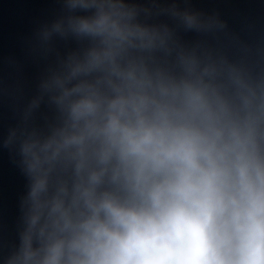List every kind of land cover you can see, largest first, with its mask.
Masks as SVG:
<instances>
[{
    "label": "clouds",
    "instance_id": "9594fccd",
    "mask_svg": "<svg viewBox=\"0 0 264 264\" xmlns=\"http://www.w3.org/2000/svg\"><path fill=\"white\" fill-rule=\"evenodd\" d=\"M59 3L35 92L0 69L27 181L0 264H264V52L193 0Z\"/></svg>",
    "mask_w": 264,
    "mask_h": 264
},
{
    "label": "water",
    "instance_id": "95a60500",
    "mask_svg": "<svg viewBox=\"0 0 264 264\" xmlns=\"http://www.w3.org/2000/svg\"><path fill=\"white\" fill-rule=\"evenodd\" d=\"M203 10L218 9L229 24L232 50L247 45L254 56L264 52V0H193ZM61 12L59 0H0V69L6 81L18 80L25 97L36 90L45 64L33 58L31 42L37 28L55 19ZM186 39H195L187 34ZM17 65L9 73L8 61ZM3 125L11 122L7 101L3 107ZM26 178L10 159L7 150L0 151V232L8 241L16 240L20 217L19 202L26 192Z\"/></svg>",
    "mask_w": 264,
    "mask_h": 264
}]
</instances>
